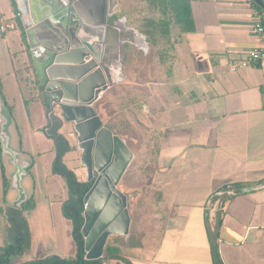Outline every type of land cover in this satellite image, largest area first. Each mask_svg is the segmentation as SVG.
I'll use <instances>...</instances> for the list:
<instances>
[{"label":"crops","instance_id":"0c3cea01","mask_svg":"<svg viewBox=\"0 0 264 264\" xmlns=\"http://www.w3.org/2000/svg\"><path fill=\"white\" fill-rule=\"evenodd\" d=\"M2 2L0 23H5L7 29L0 33V45L11 25L13 30H19L13 19L11 0H0V4ZM260 2L261 5L255 0H117L124 12L134 3L150 6L160 3L163 10L171 12L173 20L169 23L171 51L168 56L160 58L157 64L156 58L144 51L140 53L144 61L140 70L133 72V65L129 63L125 72V77L132 73L143 77L142 85L128 86L129 93L142 90V109L132 114L131 106H117L112 121L108 120L109 128L125 142L132 155L145 148L150 151L148 156L152 157V163L128 166L119 182V189L129 194V232L125 236L110 235L105 247L118 249L119 256L123 253L128 257L106 258V264H120L121 259L124 264H215L209 234L216 228L218 214L215 245L220 264H264V61L235 71L228 67L229 62L241 61L252 49L264 46L251 31L254 3L261 9L264 23V0ZM185 6L190 11V29H184L177 21V14L180 15ZM127 29L130 34L124 42L141 50L145 43L142 35L132 28ZM131 32L140 36L142 42L128 38ZM18 46L8 49V63L3 59L6 67L1 83L3 90L7 77L12 78L18 90L15 93L21 96L26 108L19 70L29 61L21 36ZM4 101L8 105L5 96ZM10 113L11 146L21 153V158L30 161L24 178H27L26 183L22 184L26 201L33 203L32 208L22 213L29 229L30 246L13 263L44 260L49 256L73 259L77 246L51 235L45 236L34 259H26V254L32 253L33 240V224L27 216L34 217L38 213L39 217V212H45L44 207L45 221H51L59 207L65 217L62 209L65 200L50 199L47 187L41 190L46 197L37 199L38 189L30 172L35 160L22 141L12 109ZM136 115L141 123L135 119ZM120 119L128 120V125ZM58 124V132L68 139L80 160L73 123L62 120ZM132 130H135L133 136L130 135ZM5 159L1 154L0 246L10 242L6 209L17 197V191L10 187L14 166ZM137 169L142 176L135 174ZM1 170L7 179L6 189ZM234 184L242 186L241 194L220 205L214 202L207 207L213 193ZM211 207L214 223H210ZM68 233L74 240L71 227Z\"/></svg>","mask_w":264,"mask_h":264},{"label":"water","instance_id":"95a60500","mask_svg":"<svg viewBox=\"0 0 264 264\" xmlns=\"http://www.w3.org/2000/svg\"><path fill=\"white\" fill-rule=\"evenodd\" d=\"M261 5L260 0H255ZM25 3L24 12L20 3ZM41 97L48 112L59 123H73L80 163L91 182L83 197V242L79 244L80 264L84 260L104 259L110 235L129 232V194L119 189V182L132 158L125 142L108 127L94 103L109 87L108 69L101 58L110 50L103 48L109 16L117 9V0H15ZM105 77V78H104ZM97 79V80H95ZM12 116L0 92V150L14 166L10 187L17 191L11 203L21 208L27 199L23 180L30 161L11 146L9 127ZM220 193V192H219ZM218 193V194H219ZM210 199L207 201V207ZM209 234L215 245L219 228ZM17 264V263H8ZM215 264H220L219 258Z\"/></svg>","mask_w":264,"mask_h":264},{"label":"rangeland","instance_id":"374dc122","mask_svg":"<svg viewBox=\"0 0 264 264\" xmlns=\"http://www.w3.org/2000/svg\"><path fill=\"white\" fill-rule=\"evenodd\" d=\"M3 5L4 4L2 2V4H0L2 9L4 7ZM20 15L21 14H19V17ZM6 18L11 21L8 16H6ZM13 19L15 21L14 16ZM122 20L125 22L126 26ZM172 20L173 15L171 12L163 10L160 3H155L153 6L134 3L129 6L125 12L122 11V9L120 10L118 6L111 16H109V24L111 26H113L115 22H119L114 27L113 32L116 31L117 28H122V30L127 29V27L132 28L137 33L142 35L141 37L145 43L142 45L143 47L141 46V50H139L134 47V45L129 46L130 43L126 41L124 42L125 38H120L118 34L117 36L119 41L117 42V45L119 48V54L115 60L112 51L113 46H107L111 48V50L107 56H102V60L104 66L108 69L109 77L107 79V83H109V87L105 90L106 92H103L100 95L99 99L93 105L98 113L103 114L102 117L105 122L112 119L117 106V108H127L131 106L130 109L132 114H135L138 110L142 109L144 105V94L142 90L136 93L135 91L129 93L128 86L133 83H139V85L143 84V77L138 78L134 76V74L140 70V65L143 64L141 63L142 55L140 56V53L145 51V53H148L149 57H155L157 64H159L160 58H164L165 55L166 57L168 56V53L171 51V30L169 23L172 22ZM8 25H10V23H8ZM11 26L7 30V33L4 34L3 42L0 45V48H2L0 49V58L2 60V66H0V80L5 76L3 69H5L6 65L3 59H6L8 63V49L12 50L16 46L19 48L18 44L20 33L17 32L19 30L16 29L15 31ZM123 42L124 44H122ZM12 43H14L15 46H12ZM103 48H105V46ZM129 63L133 65L132 70L133 72L135 71V73H132L130 77H125L124 75H126L125 72L128 69ZM25 64L26 66L19 70V75L23 96L29 102L27 103L26 108L22 104L21 96L19 97L17 94V86H15L16 84L12 78L10 79L7 77L5 84H3L4 89L2 90V93L5 96L8 105L12 109L13 118L19 126V130L23 138L22 141L28 146V149L32 151L31 153L35 160L34 166H32L30 172L34 176L35 185L38 189L36 193L37 199L46 197V194L43 196L41 190L47 187L46 193H49L50 199L64 201L68 198L67 184L63 176L52 173V163L56 155V148L54 139L45 131L46 128L51 131V118L49 112L45 109L42 98L40 99L37 95V88L33 83L31 67L27 64V62H25ZM107 64H111L112 67L109 68ZM141 74L143 75V72H141ZM15 91L17 93H15ZM53 115H58V110L56 108H54L53 113L51 114L52 118ZM135 119L141 123L140 120H138V115L135 116ZM120 122L128 125V120L123 121L120 119ZM108 127H110V124ZM134 134L135 130H132L130 135L133 136ZM74 150L75 149L72 147L71 150L65 152L62 156V162L66 167L74 172L79 181H86L87 173L85 168H83L80 163L79 153ZM149 153L150 151L145 150V148H141L139 151L136 150V155H132L128 166L142 167L150 165L152 163V157L148 156ZM6 159L8 158L6 157ZM140 171L141 170L137 169L135 174L142 176L143 173H140ZM26 179H24L23 184L26 183ZM212 208L213 207H211L209 211L210 223H214V213ZM42 209H44L45 212H39L40 220L38 219V213L34 217H30L29 215L27 216L28 220H32L33 224L31 228L33 233L31 248L32 253L30 252V254H26V259L29 260L35 258V252H37L39 247L43 244L45 236L49 237L51 235L53 238L60 237L62 238V241H68L69 245L73 247L77 246V242L72 240L70 233H68L69 228H72V223L69 219L60 214L59 207L58 210L54 211V215L56 216H54V218L52 217L51 221H45L47 213L44 207ZM121 254L122 256H120L123 258L128 257L125 254L123 255V253ZM21 259L22 258L17 260L19 261ZM120 264H124L123 259H121Z\"/></svg>","mask_w":264,"mask_h":264},{"label":"trees","instance_id":"16d2710c","mask_svg":"<svg viewBox=\"0 0 264 264\" xmlns=\"http://www.w3.org/2000/svg\"><path fill=\"white\" fill-rule=\"evenodd\" d=\"M11 5L14 12L16 25L20 30L21 40L25 45V51L28 56L29 66L31 67L33 72V83L37 88V95L41 99L42 98L41 86L39 84V80L35 73L32 58L29 52V47L26 41L25 31L19 17V11L17 10L15 0H11ZM253 6L256 11L262 13L257 3H254ZM177 21L183 24L184 29L191 28L192 21L190 18V11L187 6L182 7V10L180 11V15L177 14ZM0 92L2 98L4 99V95L2 93L1 80H0ZM27 102L28 101L25 99L24 100L25 105L27 104ZM8 108L9 110H11L10 106H8ZM58 129H59V124L55 120L51 126V131L48 132V134H50V137L54 139L55 148H56V155L52 163V173L63 176L67 184L68 198L63 202L62 209L64 216L67 219H69L72 223V236L75 242H77V254L73 259H59L57 257L49 256L44 260H31L20 264H80L79 244H82L83 242L80 230L84 221L83 197L85 193L88 191L91 182L79 181L76 178L74 172L68 167H66L65 164H63L62 162L63 154L71 150L72 147L69 145V142L64 137V135L58 132ZM0 157H1V151H0ZM2 178H3L4 189H6L7 179L5 178L3 171H2ZM262 183H264V180L262 181ZM218 192L220 193L217 194ZM242 192L243 189L240 184H234L231 187L229 186L222 187L209 197L210 204L214 202H219L220 205V203H224L226 200H229L230 198L239 195ZM32 206L33 203L30 200H27L22 204L21 208H13L9 206L6 209L7 222L9 224L7 230L9 233L10 242L6 243L4 246H0V264H8L14 262L15 258L21 256L26 250L29 249L30 246L29 229H28L27 221L22 213L24 210H28L32 208ZM212 253L216 260L218 258V250L216 245H212ZM104 256H105L104 260L102 259L84 260L82 264H106V258L107 260L121 258L118 255V249H115L111 246L105 247Z\"/></svg>","mask_w":264,"mask_h":264},{"label":"built area","instance_id":"2783aa9c","mask_svg":"<svg viewBox=\"0 0 264 264\" xmlns=\"http://www.w3.org/2000/svg\"><path fill=\"white\" fill-rule=\"evenodd\" d=\"M253 18L254 20L251 26V31L255 36H257V38L264 42V23L261 13L255 10L253 13ZM6 29L7 25L5 23H0V31L3 32ZM261 61H264V46H262L261 48L252 49L251 51H249L247 57L241 61L229 62L228 67L231 71H235ZM262 94L264 96V89L262 90ZM49 115L52 123L51 112H49ZM45 131L47 133L49 132L47 128Z\"/></svg>","mask_w":264,"mask_h":264},{"label":"bare ground","instance_id":"6f19581e","mask_svg":"<svg viewBox=\"0 0 264 264\" xmlns=\"http://www.w3.org/2000/svg\"><path fill=\"white\" fill-rule=\"evenodd\" d=\"M20 6L22 7L23 11L25 12L26 11V9H25V3L24 2H21L20 3ZM114 32H112V29L111 28H106V30H105V42L103 44V47L105 46V48L111 50V48H109L107 46H109V45L113 46L114 49L112 51H113V57H114V60H115V59H117L118 54H119V48H118V45H117V42L119 40H117V36H116L117 33L119 34L118 36L120 38L121 37L122 38H126L127 34L128 33L130 34V32H129L128 29L127 30L126 29L125 30H122V28H118L117 31H114ZM130 37H133L136 42H141V37L138 36V35H136L134 32H131V36H129L128 38H130ZM107 55L104 54L103 56H107ZM114 60H112V61H114ZM101 63L104 65L102 58H101ZM108 66L110 68L111 67V64L108 65Z\"/></svg>","mask_w":264,"mask_h":264},{"label":"flooded vegetation","instance_id":"af4514ba","mask_svg":"<svg viewBox=\"0 0 264 264\" xmlns=\"http://www.w3.org/2000/svg\"><path fill=\"white\" fill-rule=\"evenodd\" d=\"M54 121H55V119L52 118V124L54 123ZM13 201H14V200H13ZM13 201H12V202H13ZM12 202H11V203H12ZM11 203H10V206H11ZM11 207H12V206H11Z\"/></svg>","mask_w":264,"mask_h":264}]
</instances>
